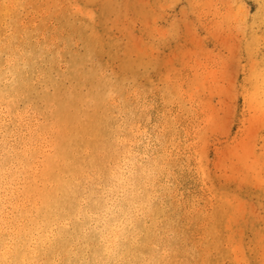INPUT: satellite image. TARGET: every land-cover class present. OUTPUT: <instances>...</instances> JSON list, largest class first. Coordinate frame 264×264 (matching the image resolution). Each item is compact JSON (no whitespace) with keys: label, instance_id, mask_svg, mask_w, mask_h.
I'll list each match as a JSON object with an SVG mask.
<instances>
[{"label":"rangeland","instance_id":"obj_1","mask_svg":"<svg viewBox=\"0 0 264 264\" xmlns=\"http://www.w3.org/2000/svg\"><path fill=\"white\" fill-rule=\"evenodd\" d=\"M262 101L261 0H0V254L91 264L75 193L137 199L160 264H264Z\"/></svg>","mask_w":264,"mask_h":264},{"label":"bare ground","instance_id":"obj_2","mask_svg":"<svg viewBox=\"0 0 264 264\" xmlns=\"http://www.w3.org/2000/svg\"><path fill=\"white\" fill-rule=\"evenodd\" d=\"M57 97L59 98V96ZM61 100H64V98ZM1 113L2 111L0 109V120H4L5 116ZM119 159L120 157L117 156L116 161L118 162ZM113 176L117 179V186L123 187V175L121 166H118L117 173H112V177ZM141 201L142 205L146 206L148 200H144L142 198ZM120 202L122 204L111 205V208L110 206L107 207L106 203L98 205L99 215H101V222H98L97 217V219L94 220V226H92V223L94 222L90 217L91 214L89 213L88 209L83 210L80 207L75 193L72 198H66V200L63 202L62 210H64L68 215L70 214V216H72L73 218H77L80 216L84 217L83 223H76V229L82 230L84 232L85 229L88 228L90 231L88 237L86 236L88 240L90 239V241L95 242V244L101 242L102 247H97L96 245L95 248L94 245H92L90 257L91 264H93L94 262H98L99 264H108L109 262H111V264H142L141 262L145 260L151 262L152 264H160L159 254H161V251L164 250L163 259H165L168 256L166 253L168 250L167 248L171 243L168 241V239L163 240L162 237H154L155 232L150 229L145 221L133 223L130 220V213H132V211L135 209V205H137V199H134V197H132L127 198L124 201L121 200ZM142 205L139 201L138 206ZM142 211L150 214L153 213L151 207H143ZM124 225H127L133 229L135 236H132L134 240H131V242L122 241L123 237H120L122 226ZM151 225L154 224L151 223ZM3 231V227L0 226V234L5 233ZM18 248L19 241L12 233L10 242L8 243V246L6 248L10 251H6L3 253L1 252L0 260H3L5 257H7L8 259V255L12 254ZM64 248L65 246L63 244H60V249ZM102 260L103 263H101ZM72 263L85 264L81 257H74ZM169 264H171V262Z\"/></svg>","mask_w":264,"mask_h":264},{"label":"snow or ice","instance_id":"obj_3","mask_svg":"<svg viewBox=\"0 0 264 264\" xmlns=\"http://www.w3.org/2000/svg\"><path fill=\"white\" fill-rule=\"evenodd\" d=\"M7 7V6H5ZM261 9L264 10V0H261ZM231 23V19L229 17H226L223 21H221V27L230 24ZM239 95V93H237V96ZM261 109L264 110V101H262L261 104ZM237 110L238 106H237ZM234 130V129H233ZM14 197H15V191L12 192V194L9 195H0V200H3L5 202H7L8 200H12L14 202ZM6 206H10L6 203ZM6 251H10L9 249H6ZM0 264H17V262L15 261H8L7 257H5L3 260H0Z\"/></svg>","mask_w":264,"mask_h":264}]
</instances>
